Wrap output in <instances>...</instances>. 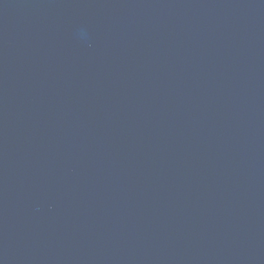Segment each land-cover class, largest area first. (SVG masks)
I'll return each mask as SVG.
<instances>
[{"label": "water", "instance_id": "obj_1", "mask_svg": "<svg viewBox=\"0 0 264 264\" xmlns=\"http://www.w3.org/2000/svg\"><path fill=\"white\" fill-rule=\"evenodd\" d=\"M0 264H264V0H0Z\"/></svg>", "mask_w": 264, "mask_h": 264}]
</instances>
